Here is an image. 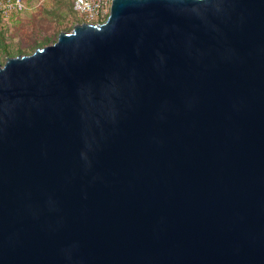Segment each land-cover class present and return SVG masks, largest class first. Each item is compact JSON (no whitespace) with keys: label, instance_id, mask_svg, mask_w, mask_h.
<instances>
[{"label":"water","instance_id":"obj_1","mask_svg":"<svg viewBox=\"0 0 264 264\" xmlns=\"http://www.w3.org/2000/svg\"><path fill=\"white\" fill-rule=\"evenodd\" d=\"M0 264H264V0H113L0 64Z\"/></svg>","mask_w":264,"mask_h":264},{"label":"rangeland","instance_id":"obj_2","mask_svg":"<svg viewBox=\"0 0 264 264\" xmlns=\"http://www.w3.org/2000/svg\"><path fill=\"white\" fill-rule=\"evenodd\" d=\"M73 0H27V9L0 20V64L10 56L30 54L52 44L62 31L81 23Z\"/></svg>","mask_w":264,"mask_h":264},{"label":"built area","instance_id":"obj_3","mask_svg":"<svg viewBox=\"0 0 264 264\" xmlns=\"http://www.w3.org/2000/svg\"><path fill=\"white\" fill-rule=\"evenodd\" d=\"M113 0H73V9L81 22L98 23L104 21L110 11ZM27 9V0H0V20L9 18Z\"/></svg>","mask_w":264,"mask_h":264},{"label":"trees","instance_id":"obj_4","mask_svg":"<svg viewBox=\"0 0 264 264\" xmlns=\"http://www.w3.org/2000/svg\"><path fill=\"white\" fill-rule=\"evenodd\" d=\"M72 6H73V4H72Z\"/></svg>","mask_w":264,"mask_h":264}]
</instances>
